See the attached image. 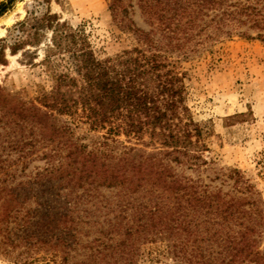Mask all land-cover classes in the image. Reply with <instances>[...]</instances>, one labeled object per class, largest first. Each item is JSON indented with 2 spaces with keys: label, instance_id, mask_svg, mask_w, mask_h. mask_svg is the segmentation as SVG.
Instances as JSON below:
<instances>
[{
  "label": "trees",
  "instance_id": "1",
  "mask_svg": "<svg viewBox=\"0 0 264 264\" xmlns=\"http://www.w3.org/2000/svg\"><path fill=\"white\" fill-rule=\"evenodd\" d=\"M118 1H112L114 10ZM141 1L148 15L164 23L172 49L211 26L209 39L231 37L242 25L264 29V0H174L173 5L172 0ZM5 7L0 5V15ZM215 10V16L204 18ZM40 20L53 30L45 60L51 63L52 53L70 54L76 72L54 73L51 88L39 90L30 102L10 93V159L12 152L18 154L16 160L32 156L39 143L46 148L45 166L35 178L47 201L40 218L48 234L42 241L47 250H63L60 264H139L143 244L168 239L172 251V235L183 232L185 241L173 245L189 264H264L257 234L263 212L254 186L234 169L230 177L238 186L235 193L210 189L172 165L194 168L206 163L202 131L186 105L184 75L152 49V33L123 21L139 44L99 58L82 28L48 13ZM19 25L12 35L13 53L25 43L24 22ZM239 35L252 37L247 30ZM257 36L264 39L263 33ZM59 115L76 116L93 130L107 129V135L89 148L73 138ZM121 134L143 147L119 141L116 136ZM51 197L58 204L52 205ZM90 202L89 210L80 211ZM22 204L10 190V217H16ZM92 231L97 235L85 242ZM78 248L83 253L76 259Z\"/></svg>",
  "mask_w": 264,
  "mask_h": 264
},
{
  "label": "rangeland",
  "instance_id": "2",
  "mask_svg": "<svg viewBox=\"0 0 264 264\" xmlns=\"http://www.w3.org/2000/svg\"><path fill=\"white\" fill-rule=\"evenodd\" d=\"M112 1L0 0V5L6 3L5 11L0 15V56L3 57L0 61V264H60L64 254L61 249L55 253V249L47 250L42 242L48 237L40 221L47 201L35 174L45 166L44 144L39 143L37 151L28 158L16 160L18 154L12 152L10 159V93L30 102L39 90L51 88L54 73L76 75L70 54L52 53L51 63L45 60L53 36V30L40 20L45 13L56 15L60 22L74 28H82L99 58L115 56L139 44L136 35L124 26L123 21H132L136 27L152 33L155 45L152 49L166 55L170 65L174 64L184 75L186 105L202 131L200 143L206 163L201 161L200 166L191 168L188 164L173 162V167L182 175L200 179L210 189L220 188L233 193L238 186L230 175L234 169L239 170L245 181L258 192L263 222L257 234L260 249H263L264 39L257 35L264 34V29H248V25H242L234 28L231 37L221 34L209 39L207 34L213 29L211 26L186 41L182 48L172 49L167 45L172 40L168 36L170 33L163 29L164 23L156 15H148L141 0H119L115 10L111 7ZM174 2L172 0V5ZM217 12L209 11L210 16L204 15V18L209 20ZM23 22L25 43L13 53L10 48L14 44L12 35L17 34L16 27L20 28L19 23ZM232 26H235L234 22ZM244 30L252 37L239 35ZM75 117L58 116L59 122L70 125L74 139L89 148L105 139L107 129L93 130L88 123ZM116 138L126 145L143 147L135 138L122 134ZM10 169L15 170L14 177H10ZM10 190H15L23 203L16 217H10ZM103 192L111 194L107 189ZM51 199L52 205L58 204L56 198ZM62 202L61 199L60 210H63ZM90 207L91 202L84 203L80 211ZM102 219L101 216L100 221ZM56 232L60 234V229ZM96 235L92 231L84 241ZM184 238L183 232L172 235V251L167 246L168 239L158 238L143 244V256L138 263L189 264L173 245L174 241H185ZM73 253L79 259L83 249L78 248Z\"/></svg>",
  "mask_w": 264,
  "mask_h": 264
}]
</instances>
